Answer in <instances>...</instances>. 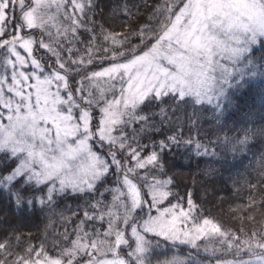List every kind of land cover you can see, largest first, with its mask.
Segmentation results:
<instances>
[{
  "label": "snow or ice",
  "instance_id": "6c2138e0",
  "mask_svg": "<svg viewBox=\"0 0 264 264\" xmlns=\"http://www.w3.org/2000/svg\"><path fill=\"white\" fill-rule=\"evenodd\" d=\"M108 10L130 23L101 0H0V203L51 229L5 232L0 264H264V89L259 108L240 102L264 83V0ZM257 144L233 225L173 190L174 149L223 166Z\"/></svg>",
  "mask_w": 264,
  "mask_h": 264
},
{
  "label": "trees",
  "instance_id": "16d2710c",
  "mask_svg": "<svg viewBox=\"0 0 264 264\" xmlns=\"http://www.w3.org/2000/svg\"><path fill=\"white\" fill-rule=\"evenodd\" d=\"M114 3L115 0H101V7L105 9V18L109 23L114 28L119 29L122 24L130 22L125 17L119 15V13L113 14L112 11L108 10L114 7ZM136 3L151 4V0H136ZM146 11L147 9H142L141 15ZM132 42L137 43L134 37L132 38ZM262 89H264V83L258 81L255 84V90L251 94H245L241 98L240 102L243 111L247 110L248 105L259 108L261 102L260 92ZM192 111L191 108L188 109L189 114ZM243 111L235 112L233 118L243 120ZM199 119L202 132L213 127L214 122L211 112L200 115ZM260 147L257 144V147L253 148L252 152L246 156L237 158L236 160L230 158L229 163L223 166L219 163H212L216 159L215 157H198L194 150L174 149L166 157V167L169 170L168 175L173 177L174 180L175 187L173 190L179 192L181 196H184L186 192H191L193 200L201 207L204 214L215 217L222 223L231 226L234 223L232 220L233 210L238 205L243 206L249 195L243 186L245 177L252 182H256V173L253 169L256 167V161L259 159ZM211 167H215L217 171L210 174L209 168ZM235 181H240V183L237 184ZM262 196H264V190L255 194L257 201ZM67 203L72 205L73 202L69 200ZM254 214L258 221L264 218V207L257 206ZM45 217L46 214L36 216L22 210H17L7 203H0V236L5 232L11 234L14 231L18 235L23 234L24 236L30 233L38 238L37 241H34L36 243L45 237L47 231L51 230L46 227L49 222ZM52 227H55L57 231H63L59 223H54Z\"/></svg>",
  "mask_w": 264,
  "mask_h": 264
}]
</instances>
